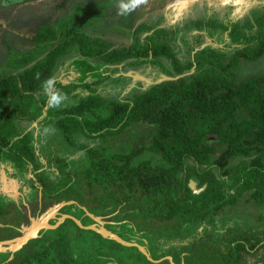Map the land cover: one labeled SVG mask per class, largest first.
Returning a JSON list of instances; mask_svg holds the SVG:
<instances>
[{
  "label": "trees",
  "instance_id": "trees-1",
  "mask_svg": "<svg viewBox=\"0 0 264 264\" xmlns=\"http://www.w3.org/2000/svg\"><path fill=\"white\" fill-rule=\"evenodd\" d=\"M83 14L40 25L28 51L14 46L8 50L0 75V162L11 165L10 177L26 179L36 192V203L41 193L44 210L75 201L98 215L118 212L116 220L129 218L142 224L155 247L165 244L160 242L169 238L166 231L174 232V237L188 240V253L202 254L201 264H220V252L231 264L233 243L239 240L245 241L236 244L239 251L261 243L264 250V76L240 83L236 76L243 61L264 58V7L253 21L244 23L195 21L198 30L229 31L230 44L239 48L231 56L204 49L188 59L177 56L169 31L151 33L154 27L146 23L135 28L130 45L116 48L85 31L99 18L93 16L89 22L85 10ZM71 54L79 58L70 65L84 75L67 85L57 83L69 100L58 109L46 110L41 84L56 76L60 63ZM99 67L104 71L96 77L85 75ZM139 67L168 76L193 74L188 80L161 82L144 93L121 98L112 74ZM240 115L242 120L235 121ZM35 123L38 130H29ZM143 125L149 131L142 145L123 153L97 146ZM62 131L74 138H67L70 150L55 156L54 164L50 149L56 138L50 135ZM78 152L81 157L72 158ZM192 181L197 190H204L194 193ZM240 202L254 207L252 216L260 213V226L237 227L241 236L230 219ZM4 213L0 206V217ZM222 214L225 224L220 225ZM64 226L56 233L69 239V231L62 234ZM58 248L49 247L42 255L65 256L71 251L66 243Z\"/></svg>",
  "mask_w": 264,
  "mask_h": 264
},
{
  "label": "rangeland",
  "instance_id": "rangeland-1",
  "mask_svg": "<svg viewBox=\"0 0 264 264\" xmlns=\"http://www.w3.org/2000/svg\"><path fill=\"white\" fill-rule=\"evenodd\" d=\"M117 3L118 0H0V75L3 74L1 73V67L3 68L7 61L10 46H14L20 51H28L32 48V43L34 42L32 36L40 25L52 24L61 19H66L77 12L79 15H84L83 10L86 11V17L89 22L95 18L93 16H98L99 18L94 24H87L86 27L88 28L85 31L91 37H100L107 42L113 43L116 48L130 45L135 28L140 23L147 22L153 27H164L169 31L172 45L179 58L188 59L204 49H214L219 53L231 56L237 47L230 44L226 32L221 29L211 30L210 32L198 30L195 26V21L212 18L220 22L244 23L254 18L253 12L257 8H260L257 7L258 5L264 4V0H149L147 5L139 7L136 11L126 16L118 14ZM77 58H79L78 55L73 54L69 61L76 60ZM166 65L169 68L171 67L168 62H166ZM122 66L119 65V68H122ZM93 67L96 68L94 64ZM72 68L75 70V67ZM90 70L85 75L93 76V78L100 71H104L100 67L96 70ZM5 71L8 70L4 69L3 72ZM78 74L84 75L81 72ZM105 74H109V71ZM191 74L193 73L189 72L181 76H168L153 68L139 67L115 72L112 74V78L114 85L117 87V93H120V97L122 96L121 98L124 99L132 97L135 93H144L161 82H175L181 79L188 80ZM257 75L264 76V58L252 63L243 61L236 70L238 83ZM261 87L264 89V84ZM242 115L236 117L235 121H241L244 116ZM146 127V125L134 126L127 132L112 138L111 143L105 144L100 142L97 146L104 145L110 150H117L121 153L126 152L128 151L127 149L144 143L146 138L144 134L149 131ZM50 136L56 138L54 143H52L54 148L50 149L54 157L67 155L65 152L70 148L67 138L72 141L74 134H71L70 138L66 135L64 136L62 131L56 137ZM48 139L50 138L48 137ZM47 156L49 157V155ZM80 157V152L72 156L75 159H79ZM55 160L56 157L53 160L54 164ZM42 161L46 163V157H43ZM21 186L22 183L11 180L6 176L5 169L0 165V194L3 193L5 197L18 199L19 194H17V190L19 192ZM2 189H5V193L1 191ZM242 207L248 208V205L241 203L239 208ZM4 211V207L1 205V212ZM239 211L235 212L238 213L237 217L230 218L234 221L236 229L241 224L249 229L260 226L258 222L259 211L257 212V216L255 214L252 216V213L248 210ZM252 217L254 220H252ZM72 225L68 222L63 230V232L69 231L67 236L70 240L74 238L71 235L73 233ZM165 233V235H169V238L167 240L163 238L161 241L162 243L165 242L163 246L155 247L152 245L154 254L157 252L156 249L159 250L160 248H164L168 253H174L173 247L170 246L173 240L178 239L183 241V238L174 237V232L169 234V231H166ZM46 237L59 238L56 233H49ZM83 238L97 239L94 234L90 235L89 233H83ZM98 243L93 242L94 245H98ZM114 246L115 248L117 247L116 245ZM200 248L204 249L203 247ZM196 249L198 250L199 247ZM123 251L121 255H127L132 250L123 248ZM202 251L204 253V250ZM189 254L191 255V264H201L199 260L203 259V256L200 252L196 251ZM35 262H31V264Z\"/></svg>",
  "mask_w": 264,
  "mask_h": 264
},
{
  "label": "flooded vegetation",
  "instance_id": "flooded-vegetation-1",
  "mask_svg": "<svg viewBox=\"0 0 264 264\" xmlns=\"http://www.w3.org/2000/svg\"><path fill=\"white\" fill-rule=\"evenodd\" d=\"M257 7L260 8H257L253 12V16L256 12L261 11V9L264 7V4H262L261 6L258 5ZM209 20H216L220 24L228 23V22H220L217 19H212V18L206 19V21ZM253 20L254 18L248 21H253ZM146 24L148 23L146 22ZM153 29L154 30H152L151 33L158 29H164L166 30V32L168 31L166 28L159 26L154 27ZM216 29H221V28L218 27H214L210 29L207 28V30L205 31L210 32L211 30H216ZM224 32L227 33V36L229 35V31H224ZM236 47L239 48V46ZM72 55L73 54L69 56ZM53 148L54 145L51 144V150ZM19 181L23 182V185L21 186L20 191L18 192L19 194L18 199H14V197H5L3 193L0 194V206L4 205V210H5L3 217H0V241L12 240L14 238L24 235L31 228L34 220H38L39 223L43 222V220H45L46 217L48 216L49 212L54 209L53 207L58 206V205H53L51 208L44 210L43 195L41 193L38 194L39 202L36 203L34 201L36 192H34L32 189L28 187L29 183L26 182L27 180L25 179ZM69 203H70L69 205L63 206L60 209H58L55 217L49 218L47 220L48 222L47 224L50 226H55L59 222L61 215L68 214L79 219L81 223L86 227H90L93 225L99 226L100 224H98L93 220L92 218L93 216L99 219L101 222H103L102 226L105 229L117 234L125 241L145 247L149 252L150 257L153 259V261L149 260L148 257L138 249V247L123 246L113 240L103 237L101 234H99L94 230L81 228L73 220L72 221L75 223V225H72L73 233L71 235L72 237H74L72 240L64 239V238L55 239L53 237L50 238L46 237V235H49V233H56V231L60 229L63 225L66 226L68 223L67 221L71 220V219H67L64 223H61L57 228H41L38 231L36 237L29 240L25 245H23L20 249L14 252L11 251L0 252V264H31V262L33 261H36L34 264L37 263L40 264H191V255L186 251L188 250L187 247H189L188 240L182 241V240L174 239L170 245L173 247L172 250L174 253H168L164 248H160L159 250L156 249L157 252L154 254L152 249L153 244H151V242L145 236L148 234L142 231V229L140 228V225L142 224L138 222H133L129 218H123L122 220L118 221L116 220L117 217L116 214L118 212H116L115 214L103 216V215H98L96 211L90 206H86V205L82 206L75 201H70ZM240 204L241 202L234 208V214H232L233 216L237 217L238 213L235 212H238L239 210H240L239 212H241V210L244 211L248 210L249 212L251 211L252 207L250 206V204H248V208L247 207L239 208ZM67 206H73V207L70 208V212L64 213L63 209L66 208ZM126 210H137V209H126ZM137 211L140 210L138 209ZM252 211H254V207L252 208ZM223 219H225L224 214H222L219 217V220L222 221ZM223 224L225 223H223L222 221L220 225ZM232 224L234 226V223ZM226 231L223 230V232ZM83 233H89L90 235L94 234V236L97 239H92V240L89 238L84 239L85 237L83 238ZM62 234L64 235L63 231ZM56 235L58 234L56 233ZM237 235L241 236L240 229H237ZM162 240L163 239H161V241ZM94 241L99 242L98 245H94L93 244ZM40 242H43L44 244H35ZM238 242L244 243L245 241L239 240L233 243L234 258L231 264H264V258L262 259V257L264 256V250L261 247L262 243L258 244V246L255 247L254 249H251L248 244L249 247L245 251L243 250L239 251V249L236 247V244H238ZM64 243H66L68 249L71 248L69 249L71 251H69L67 255L59 256L58 252H56V254L49 255L48 257L45 256L46 253L42 255V253L47 251V248L49 247L52 248L53 250L59 251L58 247L60 246L62 247ZM251 243H254V240H252ZM114 245H116L117 247L115 248ZM123 248L132 251L127 253V255H121V253L124 252ZM221 249L224 250L223 248ZM240 255L244 260L240 261ZM92 257L94 258L93 261H92L93 259ZM219 257L221 259L220 264H227L226 260H224V255L222 252H220Z\"/></svg>",
  "mask_w": 264,
  "mask_h": 264
},
{
  "label": "water",
  "instance_id": "water-1",
  "mask_svg": "<svg viewBox=\"0 0 264 264\" xmlns=\"http://www.w3.org/2000/svg\"><path fill=\"white\" fill-rule=\"evenodd\" d=\"M72 56H69L65 59H63L62 62H68L70 59H71ZM190 187L191 189L193 190L194 193L196 194H199L201 191H203L204 189H200V190H197V184L195 182H191L190 184ZM70 203L69 202H65V203H62L60 205H58L57 208H54L53 210H51L48 214V216L46 217L45 220H43V222L39 223L38 220H34L33 221V224L31 226V228L28 230V232H26L24 235L22 236H19L17 238H14L12 240H5V241H0V252H5V251H11V252H14L18 249H20L23 245H25L29 240L33 239L34 237L37 236V233L38 231L41 229V228H57L61 223H64L67 219H71L73 220L76 224H78L81 228L83 229H88V230H94L96 232H98L99 234H101L103 237L107 238V239H110V240H113L123 246H128V247H131V246H136L138 247V249L148 257L149 260L153 261V259L150 257V254L149 252L147 251V249L141 245H138V244H133V243H130V242H127L125 241L124 239H122L120 236H118L117 234L105 229L102 225H103V222H101L99 219L93 217L92 215V218L95 222H97L98 224H100L99 226L97 225H93V226H90V227H86L84 226L81 221L77 218H75L74 216L72 215H68V214H64V215H61V218L59 219V222L55 225V226H50L48 225L47 223V220L49 218H53L55 217L58 209H60L61 207L63 206H66V205H69ZM170 258V257H169Z\"/></svg>",
  "mask_w": 264,
  "mask_h": 264
},
{
  "label": "clouds",
  "instance_id": "clouds-1",
  "mask_svg": "<svg viewBox=\"0 0 264 264\" xmlns=\"http://www.w3.org/2000/svg\"><path fill=\"white\" fill-rule=\"evenodd\" d=\"M149 0H118L117 11L121 16H126L136 11L139 7L147 5ZM40 78L37 73L36 79ZM58 81L56 76H50L41 84L44 96L47 98V107L58 109L68 102L69 97L66 93L61 92L57 87Z\"/></svg>",
  "mask_w": 264,
  "mask_h": 264
},
{
  "label": "crops",
  "instance_id": "crops-1",
  "mask_svg": "<svg viewBox=\"0 0 264 264\" xmlns=\"http://www.w3.org/2000/svg\"><path fill=\"white\" fill-rule=\"evenodd\" d=\"M14 15V14H13ZM55 23V22H54ZM13 45V44H12ZM72 61H68V62H61L60 63V66L58 67L57 69V72H56V77H57V81L58 83H61L63 85H67V84H70L71 82H73L74 80H79L81 75H79L76 71V69L74 70V66H71ZM74 70V71H73ZM48 109V107H46V110ZM35 129V130H38V124L35 123L31 126V128H29V130L31 129ZM36 134L38 132H35ZM46 135V134H45ZM0 165H2V167L5 169V172H6V176H8L11 180H15L17 182H20L22 183L23 185V182L19 181V180H16V179H12L9 175V173L12 171L11 169V165L10 164H5V163H1L0 162ZM32 177V175L29 176V178ZM17 190V189H16ZM2 192L5 191V189H2L1 190ZM5 193V192H4ZM17 194H18V190H17ZM65 203V202H64ZM62 204V203H61ZM201 230V229H200Z\"/></svg>",
  "mask_w": 264,
  "mask_h": 264
}]
</instances>
